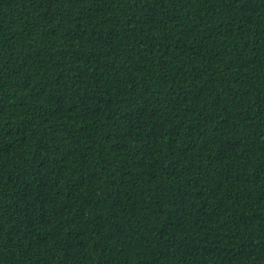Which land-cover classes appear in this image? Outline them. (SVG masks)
I'll list each match as a JSON object with an SVG mask.
<instances>
[{
    "label": "trees",
    "instance_id": "obj_1",
    "mask_svg": "<svg viewBox=\"0 0 264 264\" xmlns=\"http://www.w3.org/2000/svg\"><path fill=\"white\" fill-rule=\"evenodd\" d=\"M0 264H264V0H0Z\"/></svg>",
    "mask_w": 264,
    "mask_h": 264
}]
</instances>
